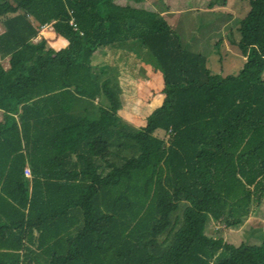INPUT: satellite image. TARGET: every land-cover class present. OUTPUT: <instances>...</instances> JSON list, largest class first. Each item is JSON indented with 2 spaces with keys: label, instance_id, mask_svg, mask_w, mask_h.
I'll return each instance as SVG.
<instances>
[{
  "label": "trees",
  "instance_id": "trees-1",
  "mask_svg": "<svg viewBox=\"0 0 264 264\" xmlns=\"http://www.w3.org/2000/svg\"><path fill=\"white\" fill-rule=\"evenodd\" d=\"M130 1L0 0V264H264V241L206 233L264 199V0L240 22L237 75ZM44 25L67 45L48 47ZM132 42L164 72L140 127L123 121L118 69L94 59ZM102 97L100 126L86 100ZM85 123L96 131L63 147Z\"/></svg>",
  "mask_w": 264,
  "mask_h": 264
},
{
  "label": "rangeland",
  "instance_id": "rangeland-1",
  "mask_svg": "<svg viewBox=\"0 0 264 264\" xmlns=\"http://www.w3.org/2000/svg\"><path fill=\"white\" fill-rule=\"evenodd\" d=\"M126 3L127 0H117ZM130 1L134 6L158 11L178 33L185 49L204 55L208 67L215 74L237 75L243 68L245 57L238 42L241 38L240 22L250 9L251 0H140ZM43 35V34H41ZM45 35L53 37L46 32ZM53 39V38H52ZM64 39V38H63ZM57 47L58 44H53ZM103 48V47H102ZM115 49V48H114ZM117 50V49H116ZM106 52L105 48L102 50ZM107 51V55H95L98 62H106L119 71V83L122 87L121 115L123 121L134 127H140L148 113L162 100L160 90L163 86L164 72L156 60L139 42ZM109 54V55H108ZM86 100L88 111L94 109V116L106 125L110 118L105 110V98ZM107 116V117H106ZM98 118V117H97ZM77 129H82L81 127ZM81 140L87 138L82 133ZM76 137L65 140V146L74 144ZM206 233L222 237L226 242L260 245L264 241V199L255 206L251 215L239 227L222 228L212 219L208 222Z\"/></svg>",
  "mask_w": 264,
  "mask_h": 264
},
{
  "label": "crops",
  "instance_id": "crops-1",
  "mask_svg": "<svg viewBox=\"0 0 264 264\" xmlns=\"http://www.w3.org/2000/svg\"><path fill=\"white\" fill-rule=\"evenodd\" d=\"M0 31H1V28H0ZM46 32H49V34H53V37H49L47 35H45ZM43 35H40V37H45L47 39V43H48V47H51V48H54V49H60L62 47H65L67 45V41L65 39H63L62 37L60 36H57L53 31H51L48 27L44 30V32L42 33ZM53 38V39H52ZM53 44H58L57 47H54ZM105 48V50H107L109 52V50L111 51V49L113 51H116V54L119 52L118 49H113L111 47H103V48H100L98 49V51L96 52L95 55H107L106 52H103L102 50ZM110 54V52H109ZM108 54V55H109ZM8 58H3L2 59V63L4 64L5 67L8 66ZM3 116V113L0 111V119L2 118ZM107 117V116H106ZM87 122V121H86ZM109 124V123H108ZM95 124H83L81 125L80 127L82 129H73L71 130L69 133L68 132H63L59 135V138L58 140H60V142H63L64 146H65V143L64 141L65 140H70L72 137H76L73 141L76 142L79 138H81V134L82 133H87L88 136H91L95 131H96V128H95ZM87 136V137H88ZM62 144V143H61ZM63 146V147H64ZM60 148V146H59ZM57 150V149H56ZM57 151H61V149H58Z\"/></svg>",
  "mask_w": 264,
  "mask_h": 264
},
{
  "label": "built area",
  "instance_id": "built-area-1",
  "mask_svg": "<svg viewBox=\"0 0 264 264\" xmlns=\"http://www.w3.org/2000/svg\"><path fill=\"white\" fill-rule=\"evenodd\" d=\"M47 27H48V25H44V26H42V28H41V32H40V34H39V37H40V35L44 32V30H45ZM25 174H26L27 176H30V174H31L30 169H29L28 167L25 169Z\"/></svg>",
  "mask_w": 264,
  "mask_h": 264
}]
</instances>
